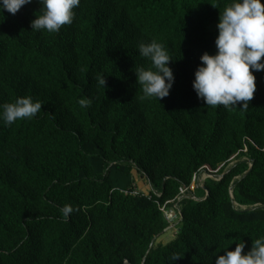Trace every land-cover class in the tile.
<instances>
[{
  "label": "trees",
  "instance_id": "1",
  "mask_svg": "<svg viewBox=\"0 0 264 264\" xmlns=\"http://www.w3.org/2000/svg\"><path fill=\"white\" fill-rule=\"evenodd\" d=\"M229 3L80 0L57 32L30 28L37 0L0 14V104H41L0 122V264H170L172 253L175 264H214L264 236V71L244 109L207 106L192 87ZM152 40L174 75L159 101L142 98L134 73L150 67L137 45ZM205 168L221 179L182 200L175 238L158 243L169 228L161 206ZM137 176L148 193L135 194Z\"/></svg>",
  "mask_w": 264,
  "mask_h": 264
},
{
  "label": "clouds",
  "instance_id": "2",
  "mask_svg": "<svg viewBox=\"0 0 264 264\" xmlns=\"http://www.w3.org/2000/svg\"><path fill=\"white\" fill-rule=\"evenodd\" d=\"M32 0H0V14L5 11L15 15ZM39 15L30 22L32 31L57 32L62 26L71 24L73 11L80 0H37ZM215 7V6H214ZM218 34L215 38V54L203 53L200 65L194 72L192 87L197 98L207 106L236 105L247 108L256 91V77L253 72L264 71V3L262 0H231L219 10ZM141 57L151 62L150 67L134 68L142 98H155L158 101L169 95L174 84L170 59L163 46L155 40L140 42L137 45ZM98 87L105 88L106 76L97 73ZM86 106L87 100L81 99ZM39 101L29 96L17 97L15 102L0 104V122L5 126L17 120L34 117L40 110ZM67 217L72 208L64 205L60 209ZM245 243H236L234 250H225L224 255H216L214 264H264V236L252 240L250 249L244 252ZM181 257L177 253L169 256L170 264Z\"/></svg>",
  "mask_w": 264,
  "mask_h": 264
},
{
  "label": "built area",
  "instance_id": "3",
  "mask_svg": "<svg viewBox=\"0 0 264 264\" xmlns=\"http://www.w3.org/2000/svg\"><path fill=\"white\" fill-rule=\"evenodd\" d=\"M218 171V170H217ZM217 171H212L209 168L202 169L201 172L197 175L194 176L193 181L189 187H184V189L181 191L179 196L176 198V200L170 202L172 204V207L168 208L165 205L161 206V211L164 215V218L166 222L169 225L168 229H174V231L178 228L179 223L182 220V214H181V202L187 197H191L192 193L196 189L194 187V183L201 179H198L200 175H209L211 177H214L213 180L219 181L221 177L217 176L216 173ZM217 178V179H216ZM205 179V178H204ZM212 179V178H208ZM205 181V180H204ZM201 187L203 186L202 184L200 185ZM139 191L136 190L135 194H137ZM158 197H160V194H157ZM177 232V231H176Z\"/></svg>",
  "mask_w": 264,
  "mask_h": 264
},
{
  "label": "rangeland",
  "instance_id": "4",
  "mask_svg": "<svg viewBox=\"0 0 264 264\" xmlns=\"http://www.w3.org/2000/svg\"><path fill=\"white\" fill-rule=\"evenodd\" d=\"M217 24L213 25V27L211 28V30L213 32H216V34H218V30H217V27H216ZM234 164V162H233ZM138 180H137V190L138 191H142V192H145V193H148L149 191V187H148V184L145 180L143 179H140V176H137ZM205 178V179H204ZM208 178H214V177H211L209 175H200L198 179H201V181L197 180L195 183H194V187L197 189L199 187H201L200 185L202 184L204 186V183L205 181L208 179ZM217 179V178H216ZM205 180V181H204ZM202 186V187H203ZM194 189V190H196ZM178 229V228H177ZM175 230L174 229H167V231L165 233H163L159 239H158V243H163V244H167L169 243L170 241H172L174 238H175V234H176V231L178 230Z\"/></svg>",
  "mask_w": 264,
  "mask_h": 264
},
{
  "label": "water",
  "instance_id": "5",
  "mask_svg": "<svg viewBox=\"0 0 264 264\" xmlns=\"http://www.w3.org/2000/svg\"><path fill=\"white\" fill-rule=\"evenodd\" d=\"M251 168L252 167H250V169H249V171L246 173V175L251 171ZM209 194H207V196H208ZM252 210V208L251 207H249V208H245L244 209V211H251Z\"/></svg>",
  "mask_w": 264,
  "mask_h": 264
}]
</instances>
